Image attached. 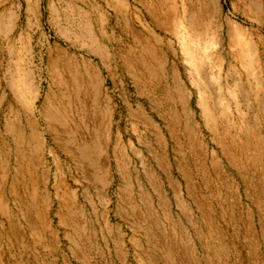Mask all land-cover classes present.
Returning a JSON list of instances; mask_svg holds the SVG:
<instances>
[{
  "label": "rangeland",
  "instance_id": "obj_1",
  "mask_svg": "<svg viewBox=\"0 0 264 264\" xmlns=\"http://www.w3.org/2000/svg\"><path fill=\"white\" fill-rule=\"evenodd\" d=\"M0 264H264V0H0Z\"/></svg>",
  "mask_w": 264,
  "mask_h": 264
},
{
  "label": "bare ground",
  "instance_id": "obj_2",
  "mask_svg": "<svg viewBox=\"0 0 264 264\" xmlns=\"http://www.w3.org/2000/svg\"><path fill=\"white\" fill-rule=\"evenodd\" d=\"M191 23V22H190ZM188 23V24H190ZM194 25V24H193ZM196 25V23H195ZM181 29L178 28V39L180 41V43L182 44L181 46V49L184 53V56L183 58L185 59V63L187 62V64L189 65L188 67L190 68L191 72L193 73L192 76H190V83L193 84L194 86V90H195V94H196V101L197 103L199 104V108L203 114L204 117L206 118H212L213 117V110L214 108H216L218 111V113H222L223 112V109H225V107L227 106V101L226 100H222L224 99L223 98V94L222 92L220 91L221 90V87H223V89L225 90V93L229 94V91L231 90V88H229V86L226 84L227 82L225 81H220L219 80V77L222 76L224 78L225 76V69L227 68V66H230V63L229 61L226 60L225 62V66L223 67V64H222V61H221V56L220 55H216V60L213 64L214 66V69H211V65H209V61L205 58L206 55L205 53L203 52V47H204V44L201 42L200 44L201 45H198V41H197V37H196V31L199 30L200 25H197L195 26V28L193 29H188L190 31V33L188 32L187 34H184V30H183V25H181ZM204 26V25H203ZM233 31H235V41L234 42H237V36L238 33H239V26L236 25L235 23L233 24ZM192 32V33H191ZM194 35V36H193ZM190 43V44H188ZM190 45V47L188 46ZM191 46L194 47L191 48ZM195 49H197V51H195ZM238 55L239 58H241L242 56V51L240 49V47H238V51L236 53ZM237 57V58H238ZM242 59V58H241ZM240 59V60H241ZM225 60V59H224ZM212 63V62H211ZM230 68V67H229ZM228 68V69H229ZM237 77H239L237 75ZM235 81V79H234ZM189 83V84H190ZM230 89V90H229ZM189 92V91H188ZM233 99V98H232ZM233 105H234V110L237 109V107L235 106V101L233 100ZM227 110V109H226ZM61 111V110H60ZM63 111V110H62ZM229 111V110H228ZM237 111V110H236ZM225 112V111H224ZM223 112V113H224ZM62 114V113H61ZM58 115L55 114L54 117ZM60 115V114H59ZM219 115V114H218ZM222 115V114H221ZM65 116V114H64ZM223 116V115H222ZM221 116V117H222ZM53 117V116H52ZM53 117V118H54ZM60 117L63 118V116L61 115ZM220 117V116H219ZM225 117V116H224ZM52 118V119H53ZM58 118V117H57ZM56 119V118H55ZM64 119V118H63ZM226 119V118H225ZM230 119V118H229ZM15 120V119H14ZM61 121L64 122V120L62 119H59ZM58 120V124L60 123L61 125V121ZM66 120V119H65ZM227 120V119H226ZM57 121V120H56ZM220 121V120H219ZM222 121V120H221ZM15 122V121H14ZM17 122V121H16ZM223 122V121H222ZM213 123V122H212ZM219 123V122H218ZM216 123V124H218ZM65 124V122H64ZM223 124V123H222ZM228 124V123H227ZM4 126V125H3ZM6 126V124H5ZM9 126V125H8ZM213 126V125H212ZM220 126H221V123H220ZM227 125H225L224 127H226ZM219 127V126H218ZM5 128V127H4ZM11 129V127H9ZM8 128V129H9ZM214 128V126L212 127ZM221 128V127H220ZM7 128H5L6 130ZM9 129V131H10ZM29 129V128H28ZM33 129V128H32ZM31 129V130H32ZM225 130V128H223ZM227 129V127H226ZM14 139H12L13 141L15 140L16 142H23L24 140H28L27 139V135H24L22 133V129L21 127L18 126V124L15 126L14 128ZM34 130V129H33ZM215 130V128H214ZM226 131V130H225ZM223 131V134H225L226 132ZM222 132V131H221ZM31 133H33L31 131ZM29 134V132H28ZM32 135V134H30ZM36 134H34L35 136ZM29 136V135H28ZM31 137V136H30ZM32 139V137H31ZM35 140V139H34ZM33 140V142H34ZM32 142V143H33ZM29 143V142H28ZM31 143V141H30ZM24 144V143H23ZM30 145V144H29ZM27 145V146H29ZM34 145V144H33ZM31 146V145H30ZM37 146V145H35ZM15 147V145H14ZM33 148V147H31ZM29 149V148H28ZM35 149V148H33ZM33 150H29V152ZM17 153V152H16ZM18 153H20L18 151ZM28 156V155H27ZM32 155H30L31 157ZM21 157V155H20ZM17 159V158H16ZM31 159V158H29ZM33 160V159H32ZM31 161V160H30ZM29 162V161H28ZM33 162V161H32ZM31 162V163H32ZM30 163V165H31ZM33 164V163H32ZM26 167V166H25ZM34 168V166H32ZM19 168V167H18ZM28 169V168H27ZM32 169V168H31ZM45 170V169H44ZM13 171L15 172V170L13 169ZM27 171V170H26ZM32 172V171H31ZM30 170H29V173L31 174ZM20 174H18L19 176ZM31 176V175H30ZM30 178V177H29ZM28 178V179H29ZM27 179V178H26ZM30 181V180H29ZM31 182V181H30Z\"/></svg>",
  "mask_w": 264,
  "mask_h": 264
}]
</instances>
